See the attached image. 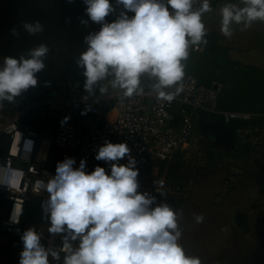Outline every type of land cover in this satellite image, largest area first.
I'll use <instances>...</instances> for the list:
<instances>
[{
  "label": "clouds",
  "instance_id": "1",
  "mask_svg": "<svg viewBox=\"0 0 264 264\" xmlns=\"http://www.w3.org/2000/svg\"><path fill=\"white\" fill-rule=\"evenodd\" d=\"M197 2L115 0L114 6L111 0H83L88 19L81 18L80 24L87 27L91 21L101 26L84 37L86 50L75 61L83 70L88 96L97 90L107 95L109 87L124 97L141 95V78L147 76L154 81L151 90L157 98L172 101L182 90L178 85L185 76L190 48L207 44L202 16L213 9L210 0H199V8H194ZM116 6L122 10L109 22L106 18ZM219 14L220 31L230 38L233 25L244 31L257 21L264 22V0L228 3ZM22 27L29 35L44 31L39 21L23 22ZM10 34L20 35L15 27ZM48 53L49 47L41 43L18 57L3 58L0 107L5 101L15 103L17 97L38 86L37 74L45 69ZM173 87L175 92L169 91ZM124 158L127 164H120ZM95 159L110 163V174L100 166L88 172L85 159L78 167L74 158L57 163L55 175L44 184L48 196L42 204V219L52 237L60 236L61 245L46 247L41 233L29 227L20 236L23 248L18 264H50V258L57 264H202L179 243L182 210L177 212L169 203L139 191L137 160L126 142L105 140ZM194 219L199 224L204 217ZM11 222L18 223L14 214Z\"/></svg>",
  "mask_w": 264,
  "mask_h": 264
},
{
  "label": "built area",
  "instance_id": "2",
  "mask_svg": "<svg viewBox=\"0 0 264 264\" xmlns=\"http://www.w3.org/2000/svg\"><path fill=\"white\" fill-rule=\"evenodd\" d=\"M111 2L115 6V0ZM193 7L199 8V0ZM121 10L122 6H116L111 19L115 20ZM189 51V57L197 56L203 53L204 45ZM184 63L185 76L178 85L182 90L172 101L158 99L151 90L154 81L143 76L144 93L132 97L110 87L107 95L97 90L88 96L78 79L38 77V86L17 97L15 103L3 102L0 194L5 206L0 211V231L19 233L26 205L31 203L37 217L34 228L46 247L60 246V236L52 237L47 221L42 219V204L48 196L44 184L65 158H74L75 167L85 159L88 172L100 166L110 174V163L95 159L105 140L126 142L137 160L139 191L147 192L154 186L152 190L158 192L164 187V179H154L152 171L169 154L185 150L194 137L198 112L218 115L232 128L233 151L264 152V111L220 108L221 85L200 82L189 71L187 61ZM65 117L70 119L62 125ZM119 163L127 164V158ZM179 189L177 186L175 190ZM12 214L18 223L11 222Z\"/></svg>",
  "mask_w": 264,
  "mask_h": 264
},
{
  "label": "rangeland",
  "instance_id": "3",
  "mask_svg": "<svg viewBox=\"0 0 264 264\" xmlns=\"http://www.w3.org/2000/svg\"><path fill=\"white\" fill-rule=\"evenodd\" d=\"M108 21H113L111 16ZM218 49L205 46L202 54L188 58V68L194 70L199 65L198 78L210 77L221 85L220 100L226 107L264 111V70L233 66ZM25 52H16L10 43L0 44V65L6 55L18 57ZM37 76L44 75L40 72ZM204 116L208 115L196 114L195 134L185 150L169 154L153 169V178H163L164 187L158 192L152 190L154 186L146 191L158 202L169 203L177 212L182 210L179 243L186 254L199 257L202 264H260L257 223L250 208L259 204L251 197L253 191L264 193V152L233 151L228 135L204 123ZM4 205L0 195V211ZM33 212L30 210L28 217ZM237 214L246 220L238 222ZM196 215L204 217L202 223H196ZM22 232L0 237L2 258L15 244L22 251ZM42 243L45 245L44 240ZM53 262L57 264L50 258V264Z\"/></svg>",
  "mask_w": 264,
  "mask_h": 264
},
{
  "label": "water",
  "instance_id": "4",
  "mask_svg": "<svg viewBox=\"0 0 264 264\" xmlns=\"http://www.w3.org/2000/svg\"><path fill=\"white\" fill-rule=\"evenodd\" d=\"M85 8L83 0L72 3L67 0H0V44L10 43L16 52H24L44 43L49 53L44 60L46 67L41 71L42 77L82 78L83 70L75 61L86 50L84 37L101 27L91 21L87 27L80 24L81 18L88 19ZM35 21L43 25L44 31L29 35L22 23ZM13 27L19 31V37L10 34ZM26 227L34 225L26 224Z\"/></svg>",
  "mask_w": 264,
  "mask_h": 264
},
{
  "label": "crops",
  "instance_id": "5",
  "mask_svg": "<svg viewBox=\"0 0 264 264\" xmlns=\"http://www.w3.org/2000/svg\"><path fill=\"white\" fill-rule=\"evenodd\" d=\"M228 3L239 4L240 0H214L210 3L213 11L205 13L202 16V20L206 26L207 31L213 32L217 35L216 41L218 47L220 48V50L218 49L219 52L220 53L222 52L223 55L232 62L233 66H235L236 64L241 66L247 65L248 67L249 66L257 67L264 70V22L257 21L253 23V25L250 28L244 31H241V26L233 25L234 34L230 38L225 37L220 31L221 17L219 14V10L222 6ZM205 46L214 48L210 46L208 42L206 45H204V47ZM199 70H200L199 65H197V67L192 71L195 73L197 72L196 73L197 75L199 73L198 72ZM202 81H204L202 83L210 84L215 80H212V78L207 77L205 78V80ZM221 104L222 103L220 100V108L223 109L243 110L236 108L221 107ZM225 135H228L230 140V147H231L233 136L232 135L230 136L226 132ZM3 202L5 203L4 199ZM4 206L2 207V209L4 208ZM27 224L34 225V223H27ZM25 229H27L26 226ZM25 229H23V227L21 226V230L17 234H7L0 231V237H3V235H18L21 233V231H24ZM20 248L18 244H15L13 251H10V249H6L3 256L4 258H2V256L0 255V264H18L20 258V252H21L19 251ZM0 251H1V244H0ZM11 255H13V258H11ZM258 256L262 261L260 262V264H264V251L260 249V253L258 254ZM53 264H55V262H53Z\"/></svg>",
  "mask_w": 264,
  "mask_h": 264
},
{
  "label": "trees",
  "instance_id": "6",
  "mask_svg": "<svg viewBox=\"0 0 264 264\" xmlns=\"http://www.w3.org/2000/svg\"><path fill=\"white\" fill-rule=\"evenodd\" d=\"M206 40L207 42L210 44V46L214 47V49L218 47L217 45V35L213 32H208L207 31V35H206ZM229 60V59H228ZM230 61V60H229ZM190 69V68H189ZM190 71L197 77L198 74L196 75L195 72H193L191 69ZM200 82H204L202 81L201 78H198ZM81 83L84 84V80H85V77H82V78H79L78 79ZM221 107H226L225 105L221 104ZM228 108V107H227ZM237 109V108H236ZM207 114L208 116H204L202 119H203V122L206 123V124H211V125H214L215 127H219L220 129H222V131L228 133L230 136L232 135V128H230V126H227L225 125L222 120L220 119V117L218 115H215V114H208V113H205ZM212 136V135H211ZM210 136V137H211ZM213 137V136H212ZM3 152L4 151V143L0 142V152ZM243 152H246V151H243ZM32 210L34 211L32 213V216L28 217V213L29 211ZM37 217H36V212H35V206L31 203H28L26 205V210H25V220L22 224V227L23 229H25V224L27 223H35ZM26 230V229H25Z\"/></svg>",
  "mask_w": 264,
  "mask_h": 264
},
{
  "label": "flooded vegetation",
  "instance_id": "7",
  "mask_svg": "<svg viewBox=\"0 0 264 264\" xmlns=\"http://www.w3.org/2000/svg\"><path fill=\"white\" fill-rule=\"evenodd\" d=\"M257 194L253 191V194L251 197H253L255 202H259V204H252V207L250 208L251 213L255 214V224L257 223V234L256 236V242L258 243V247L264 251V195ZM236 219L238 222H242L241 220H246V216L242 214H237ZM248 219V218H247Z\"/></svg>",
  "mask_w": 264,
  "mask_h": 264
}]
</instances>
